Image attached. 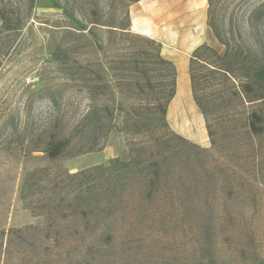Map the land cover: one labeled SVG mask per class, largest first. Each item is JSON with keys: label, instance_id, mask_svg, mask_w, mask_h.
<instances>
[{"label": "rangeland", "instance_id": "obj_1", "mask_svg": "<svg viewBox=\"0 0 264 264\" xmlns=\"http://www.w3.org/2000/svg\"><path fill=\"white\" fill-rule=\"evenodd\" d=\"M133 1L0 0V264H264V134L249 141L242 121L244 109L264 113V104L225 100L212 122L215 146L197 145L195 132L207 133L185 63L175 67L176 93L181 72L197 125L184 128L168 109L166 118L175 133L205 150L189 145L177 160L170 157L160 192L149 194L144 167L151 156L137 166V146L149 144L147 138L113 132L98 152L54 160L39 151L49 124L70 133L77 117L71 59L78 26L88 29L98 19L118 25L127 10L130 31L159 42L173 64L179 56L187 63L197 43L223 54L210 29L189 19L193 9L184 4L192 0ZM258 1L220 0L221 19L235 31ZM134 18L151 34L137 30ZM49 44L67 57L65 70L53 64ZM82 57L90 62L92 49ZM81 101L84 111L86 95ZM117 158L131 163L121 182L115 171L94 173L82 194L64 180Z\"/></svg>", "mask_w": 264, "mask_h": 264}, {"label": "trees", "instance_id": "obj_2", "mask_svg": "<svg viewBox=\"0 0 264 264\" xmlns=\"http://www.w3.org/2000/svg\"><path fill=\"white\" fill-rule=\"evenodd\" d=\"M206 2V25L224 52L220 55L208 44L199 45L189 55L187 73L192 100L203 117L210 146L214 147L212 122L216 124L217 110L225 100L232 99L243 107L264 104V30L259 29L264 23V0L252 4L244 25L235 31L221 19L220 0ZM119 21L115 25L114 21L98 19L88 29L81 25L75 29L78 39L71 59V81L80 98L76 104L77 117L70 133H65L66 127L49 124L39 151L54 160L98 152L113 132L141 141L147 138L149 144L137 146V166L147 154L151 156L144 167L151 195L160 192L162 179L170 171V157L177 160L189 145L205 149L175 133L168 124L167 109L176 94L177 72L172 61L162 56V45L132 33L127 10ZM87 47L92 49L93 59L85 63L82 56ZM48 48L53 64L59 71L65 70L68 60L61 55L60 47L49 44ZM101 54L103 60L98 58ZM117 93L120 99L116 101ZM83 95L88 102L84 111ZM242 121L243 133L249 141L264 134L261 111L244 109ZM130 165L128 161L112 159L107 166L66 173L64 180L83 194L92 174L102 178L115 171L121 182L129 175Z\"/></svg>", "mask_w": 264, "mask_h": 264}, {"label": "bare ground", "instance_id": "obj_3", "mask_svg": "<svg viewBox=\"0 0 264 264\" xmlns=\"http://www.w3.org/2000/svg\"><path fill=\"white\" fill-rule=\"evenodd\" d=\"M179 21H181V20H179ZM173 26H175L176 28L179 27V25L178 26L173 25ZM183 63H185L187 65L184 58L179 56V58L175 62L176 68L178 71H179L181 65H183ZM183 75L184 76H182V73L179 72V75H178V84H179L178 91L176 93V96L173 98V100L171 101V103L168 107V114L171 117H173L175 120L180 121L181 124L183 126H185L184 128H187L189 130L190 126L192 127L193 125L194 126L197 125L196 120H195L197 114L194 110V106L191 102V98L189 97L190 94L188 95L185 74H183ZM201 130L197 131V133L195 132V134L193 135V138H195V139L201 138V136L204 135L203 130L202 131Z\"/></svg>", "mask_w": 264, "mask_h": 264}, {"label": "crops", "instance_id": "obj_4", "mask_svg": "<svg viewBox=\"0 0 264 264\" xmlns=\"http://www.w3.org/2000/svg\"><path fill=\"white\" fill-rule=\"evenodd\" d=\"M189 2V1H188ZM185 3L184 4V6H185V8H192L193 9V11H191V12H193V15H192V17L193 18H189L191 21H193L194 20V17L195 18H197V20H198V25H199V27L200 28H205L206 30H208V27H207V25H206V9H207V2H206V0H192L191 2H189V3ZM136 10H137V8H136ZM135 10V11H136ZM137 18H134V20H133V22H134V26H135V28H137V30H141V31H145L146 33H149V34H151V32L148 30V28L146 27V26H142V27H138V25H139V23H140V21H138V19L136 20ZM153 35V34H152ZM176 35V34H175ZM172 32H171V34H170V36L171 37H174L175 36ZM195 37V34L194 33H192L191 35H190V37L188 38V41H192L193 40V38ZM179 43H183V41L182 40H180L179 39ZM198 43L196 44V45H194L193 47H192V51L195 49V47L197 46L198 47ZM185 46H187V43L185 44ZM162 49V48H161ZM186 50V49H185ZM191 50H189V52H188V54L189 53H191L192 51ZM191 51V52H190ZM161 54H162V52H161ZM190 55V54H189ZM163 56V55H162ZM164 57V56H163ZM166 58V57H165ZM189 58V57H188ZM166 59H168V58H166ZM168 60H170V61H172L171 59H168ZM187 63H188V59H187ZM175 65V64H174ZM176 67V66H175ZM177 71V70H176ZM194 110H195V112H196V114H197V111H196V109L194 108ZM204 135H205V133H203ZM201 136V138H199V139H194L195 140V142L196 143H198L197 145H199V146H201V147H203V148H205V147H207L208 146V144H209V140L207 139L208 137L205 135V136ZM188 140V139H187ZM190 141V140H189ZM207 142H208V144H207Z\"/></svg>", "mask_w": 264, "mask_h": 264}]
</instances>
